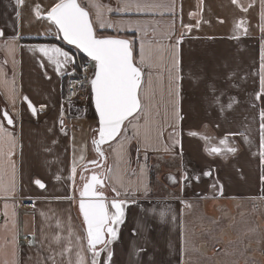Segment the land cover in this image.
I'll list each match as a JSON object with an SVG mask.
<instances>
[{"label":"crops","instance_id":"0c3cea01","mask_svg":"<svg viewBox=\"0 0 264 264\" xmlns=\"http://www.w3.org/2000/svg\"><path fill=\"white\" fill-rule=\"evenodd\" d=\"M79 2L97 35L131 41L143 71L140 111L106 146L124 213L93 255L63 95L75 57L36 41L64 42L45 19L58 2L0 0V264H186L187 203L264 202V0Z\"/></svg>","mask_w":264,"mask_h":264},{"label":"snow or ice","instance_id":"6c2138e0","mask_svg":"<svg viewBox=\"0 0 264 264\" xmlns=\"http://www.w3.org/2000/svg\"><path fill=\"white\" fill-rule=\"evenodd\" d=\"M19 2L22 0H18ZM37 15H39L38 12ZM50 18L59 26L65 40L82 48L97 62V71L92 85L95 91L96 109L100 117V143L114 138L119 134L123 122L141 108L138 90L142 83L143 73L141 68L133 62L129 42L111 38L97 39L88 11L81 7L77 0H61L52 8ZM41 51H45L47 55L46 50L41 49ZM53 51L60 53L59 49ZM62 55L67 58V53H62ZM143 55L142 50V62ZM262 87H264V82H262ZM8 123H12L11 118H8ZM190 134L195 135V133ZM212 151L219 150L213 148ZM229 151H234V149H229ZM36 183L41 188L44 187L40 181H36ZM99 183L101 181L95 175L92 176V183L85 186L81 196L102 195L97 193L95 188V185ZM112 206L116 209V215L110 217L105 204L101 202L86 204L81 201L80 207L88 225L89 245L93 250L96 244L104 242L103 233L106 223L109 220L115 223L123 216V210L119 203L113 202ZM5 207L7 208V205ZM107 230L113 238L116 237V232L111 227H108ZM14 242L15 238H13ZM13 264H15L14 261ZM93 264H96L95 260Z\"/></svg>","mask_w":264,"mask_h":264},{"label":"rangeland","instance_id":"374dc122","mask_svg":"<svg viewBox=\"0 0 264 264\" xmlns=\"http://www.w3.org/2000/svg\"><path fill=\"white\" fill-rule=\"evenodd\" d=\"M86 104L93 106L90 92L67 107L72 113L68 122L74 132L75 162L81 164L95 156ZM197 201L187 203L185 209L186 264H264V202Z\"/></svg>","mask_w":264,"mask_h":264},{"label":"water","instance_id":"95a60500","mask_svg":"<svg viewBox=\"0 0 264 264\" xmlns=\"http://www.w3.org/2000/svg\"><path fill=\"white\" fill-rule=\"evenodd\" d=\"M77 3H79L81 5L79 0H77ZM81 7H83V6L81 5ZM85 10L88 11L87 9H85ZM50 13H51V11L49 13H47L46 17L50 18ZM88 13H89V11H88ZM89 19H90V21L92 23V19H91L90 13H89ZM50 20L56 25V27L59 30V33H60L61 38L64 41V43L67 44L70 47L76 48L83 55H85L89 60L95 62V67H96V71H97V62L94 61L92 59V57L89 56L88 53L85 52L82 48L77 47L75 44H70L67 40H65L63 32L60 30L59 26L51 18H50ZM92 27H93V30H94V33H95V36H96L97 39H108V38H111V39H120V40L128 41L129 45L131 47V50H132L133 62L136 64V66H138L137 63L135 62L134 50H133V47H132V43H131V41L129 39L123 38V37H115V36L99 37V36H97V33H96V30L94 28L93 23H92ZM96 71H95V73H96ZM142 73H143V71H142ZM94 79H95V75L93 77V80ZM142 79H143V76H142ZM140 88H141V86H140ZM91 95H92L93 108H94V111H95V114H96L97 120H98V124L94 128L96 133L94 135H91V141H90L92 150H93V152L95 154V159H93L90 162H87L85 165L82 166V168L79 170V174H78L77 181H76V190L78 191V197H79L78 202H77V206H78V211H79V214L81 216V219H82V221H83V223L85 225L86 232H87L88 225H87V222L84 219V214H83V211L81 210V207H80L81 201H83L86 204L89 203V202H101V203L105 204L106 209H107V213H108V215L110 217H113V216L116 215V209L112 206L113 202H116V203H119L121 205V208H122L123 213H124V207H123L122 202L116 197L115 198L114 197H110L109 193H108L107 181H106V178H107V164H106L107 163V153H106V146H108L109 144L113 143L122 134V131H123L124 126L127 123V121H129L131 118L136 116L138 114V112L140 111L139 110L138 112L133 113L131 116H129L123 122V124L121 126V129H120V132H119V134L117 136H115L114 138L109 139V140H107V141H105L103 143H100V132H99V129H100V122H99L100 121V117H99V113H98V111L96 109L95 91H94L93 85H92V89H91ZM138 96H139V99H140V89L138 90ZM5 114H7V115H5ZM2 116L5 119L6 123L10 127L14 126V120H13L12 116L8 113V111L5 108L2 109ZM8 118H11V120H12L11 124L8 123ZM93 131H92V133H93ZM101 153H103V155H101ZM90 166H93L94 169H97V168H101L102 169L103 168V170H102V172H93L92 174L89 175V178L86 180V178L84 179L81 174L83 172H85L86 169H88V167H90ZM94 175L98 178V180L101 181V183L95 185V188H96L97 193L102 194V195H98L96 197L81 196V193L84 191L85 186L87 184L92 183V176H94ZM112 211H113L114 214L111 213ZM116 222L113 223L111 220H109L106 223L105 228H104V233H103L104 242L96 244L94 250L89 245V238H88L89 249H90V251H91V253L93 255H96L97 253L98 254L101 253V251L106 247V245L108 244V242H109V240H110V238L112 236L111 233H109L107 229H108V227H111L114 230ZM87 236H88V234H87Z\"/></svg>","mask_w":264,"mask_h":264},{"label":"built area","instance_id":"2783aa9c","mask_svg":"<svg viewBox=\"0 0 264 264\" xmlns=\"http://www.w3.org/2000/svg\"><path fill=\"white\" fill-rule=\"evenodd\" d=\"M71 52L75 57V67L78 65L79 70L73 72V76L70 77L67 83L66 97L64 106L68 107L69 103L84 100L88 93H91L92 80L95 75L96 67L90 61H83L81 52L76 48H73Z\"/></svg>","mask_w":264,"mask_h":264},{"label":"trees","instance_id":"16d2710c","mask_svg":"<svg viewBox=\"0 0 264 264\" xmlns=\"http://www.w3.org/2000/svg\"><path fill=\"white\" fill-rule=\"evenodd\" d=\"M36 41H37V42H51V43H57V44H60V45H62V46H64V47H66L68 50H70V52H72V50H73V47H70V46H68L67 44H65L64 42H61V41H55V40H42V39H39V40H36ZM81 57H82V60H83V61H90V60H89L85 55H83L82 53H81ZM78 70H79L78 65H76L74 72H77ZM74 74H75V73H74ZM74 74H70V75L66 76V77L64 78V80H63V95H64V97H66L67 83H68L70 77L73 76ZM95 133H96V131L94 130L93 133H92V135H94Z\"/></svg>","mask_w":264,"mask_h":264},{"label":"flooded vegetation","instance_id":"af4514ba","mask_svg":"<svg viewBox=\"0 0 264 264\" xmlns=\"http://www.w3.org/2000/svg\"><path fill=\"white\" fill-rule=\"evenodd\" d=\"M92 168L93 166L88 167V169H86V171L81 174L84 179L86 178L87 180L89 178V175L92 174L93 172H102L103 170V168L102 169L101 168L92 169Z\"/></svg>","mask_w":264,"mask_h":264}]
</instances>
